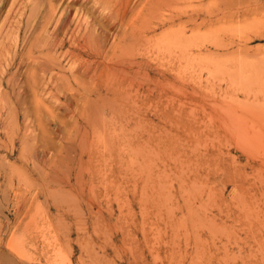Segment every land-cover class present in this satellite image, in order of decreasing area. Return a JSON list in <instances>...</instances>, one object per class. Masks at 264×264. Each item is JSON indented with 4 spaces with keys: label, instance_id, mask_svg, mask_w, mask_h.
<instances>
[{
    "label": "rangeland",
    "instance_id": "rangeland-1",
    "mask_svg": "<svg viewBox=\"0 0 264 264\" xmlns=\"http://www.w3.org/2000/svg\"><path fill=\"white\" fill-rule=\"evenodd\" d=\"M142 2L129 0L125 19ZM200 4L225 7L229 19L147 31L155 39L133 50L117 102L98 100L75 72L68 102L59 82L53 97L32 99L29 50L44 52L49 41L48 7L56 17L76 12L109 42L123 30L89 0L0 1L1 69L17 51L15 65L24 66L15 90L30 110L19 125L11 103L5 108L14 87H1L0 264H264V0ZM194 32L216 33L203 42ZM160 37L166 45L155 44ZM225 40V50L197 49ZM197 56L210 61L195 65ZM98 134L103 143L90 147Z\"/></svg>",
    "mask_w": 264,
    "mask_h": 264
},
{
    "label": "bare ground",
    "instance_id": "bare-ground-1",
    "mask_svg": "<svg viewBox=\"0 0 264 264\" xmlns=\"http://www.w3.org/2000/svg\"><path fill=\"white\" fill-rule=\"evenodd\" d=\"M0 1H2V0H0ZM47 1H49V0H47ZM89 1H91V5L93 4V8L95 6V7L100 8L101 11H103L102 14L104 15L103 18L105 20H107L108 22H111L115 28L123 30L122 34L119 36H114L112 42H109V40L101 33V31L103 29L97 31L96 28H92L91 26H89L87 24L84 25L83 22L86 19L83 20V22L75 20L74 17L71 15L72 14L75 15L76 12L71 13V15H70V12L68 13L67 11H66V13H63L65 11L64 10L58 17H56V15H55L56 9L52 5H50V7H48L50 11L49 12L46 11V15H45L43 20L45 22H48L49 24L53 23L54 25H53V30L51 32L52 34H51L50 38H46V40H45V41H47L49 39L48 43L44 41L45 44L46 43L47 44L46 45L43 44V46H42L43 48L45 46L44 52H42L38 49L34 51L33 49L29 48L32 50V51H30L27 48L29 50V52L31 53V55L34 53L33 56L29 55V53L27 54V55H29L28 58L30 61L26 58L30 63L32 61L35 64L34 68L32 66V73H31V75H32L31 81L33 82L32 85L34 86L32 92H31V94L33 93V98H32L33 101H36L37 95H38L37 93L39 91H41L42 93H47L53 97L55 95L56 89L58 87V86H56V82H59V84L61 83L60 90H62V92L60 91L61 92L60 95L63 96L65 101L66 100L68 101L69 98H71V94H69V91L72 93V90H73L72 83L78 82V81H76V78L72 74L73 72H75V73H77V75L85 77V78H87V80H89V84H91L92 90L94 91L92 93V95L95 96L98 100H101L102 98H105V97H109V98L113 97V98L117 99V100H114L117 102L119 100V98L121 97V93L123 91L122 88H124L122 85L123 82L120 81L121 78L119 79V75L121 73L126 75L127 70L128 69L130 70L131 68H133V66L137 63V62H133V50H138V48H141L140 47L142 45V44H140L141 42H144V46H145V43H147L149 45H151L153 43V39H155V37L152 35L153 34L152 31L156 32L157 29H161L164 26H165V28H167L166 25H169V24H177L178 27H181V28L183 27L182 29H184L185 25L190 24L191 27H195L196 30H198V29L200 30V28H202L206 25H214V24L218 25L219 22H226L229 19V13H228V10H226V8L224 7L225 5L224 6L222 5L224 8L221 9L219 6L216 8V4H210V5L208 4L207 8L205 10V8H201V4H200V2H202L203 0H143L140 12L137 14L136 17L133 18V15H132L129 19H125L126 15L128 13L127 2L129 0H89ZM86 2H87V0H86ZM207 3H209V2H207ZM227 4H226V6H227ZM41 5H42V3H41ZM48 6H49V4H48ZM202 9H204L205 11H203ZM82 16H84V15H82ZM201 16L203 17V19ZM78 18H81V16H78ZM184 18H188V20H186L184 22V20H183ZM48 23H47V25H48ZM105 24H106V22H105ZM42 26L44 27V25H42ZM41 27H40V29H41ZM45 29H46V27H45ZM220 29H222V28H220ZM177 30H179V28ZM147 31H151L150 33H152V34L148 35ZM172 31H174V29ZM172 31H171V34H172ZM40 32H41V30H40ZM175 32L176 31H174V33ZM180 32H181V30H180ZM215 33L209 32L208 34H205L206 36H204V37H202L203 33L201 34V36H200V34H199V36H196V34H198V33L196 32V34H195V32H194L193 35L195 34L194 35L195 41H196V38L198 39L200 37V40H201V37H202L203 40H201V41L204 42V38L208 37L210 39L214 36ZM154 34H156V33H154ZM175 34L181 35V37H183V35H182L183 33L178 34L176 32ZM165 36H166V32H164L163 37H165ZM35 37H37L36 34L34 36V39H35ZM175 37L176 36H173V38H175ZM181 37H179V38H181ZM192 37L193 36L191 35V38ZM189 38L190 37L188 36V39ZM208 38H207V40H208ZM182 39L185 40L184 38H182ZM43 40H44V38H43ZM165 40L166 39H164V38L161 39V37H160V40H157V41L155 40L156 41L155 44L157 45L158 42L162 41L163 44L166 45ZM173 41H174V39H173ZM226 41L227 40H225V44L224 43H218L219 40H218V42L216 41L217 43H214L215 41L209 42L210 45H206V46H203V42H201L202 45H200L197 49L202 50V48L203 49L213 48L216 50H225V48L229 47V44L227 45ZM31 42H32V40H31ZM35 42H36V39H35ZM35 42H34V44H35ZM41 42L43 43V41H41ZM176 42H173V44H175ZM221 42H223V41H221ZM193 43H194V39H193ZM195 43H194V45H195ZM31 44L32 43H30V47H31ZM173 44L170 43L167 48L170 49V46L173 47ZM188 45H189V43H188ZM191 45H189V46H191ZM176 46H180L179 41H178V45L176 44ZM183 47H184V49H186L187 44L183 45ZM183 47H182V49H183ZM43 48H41V49H43ZM153 48H154V46L152 47V49ZM165 48H166V46H165ZM174 48H177V47H174ZM169 49L167 50V52H166V49H164V51L166 53L169 52V54H170L171 51ZM160 50H163V47ZM177 50H178V48H177ZM0 52H1V50H0ZM16 52H15L13 57H11L10 59L8 58V60H7L8 62H2L3 65L5 66L2 69H1V63H0V70H1V73H0V94L2 93L1 87L4 84H5V87L6 86H11V87L13 86L14 87L12 92H10L11 93V95L9 96L10 100L7 99V101H9V102H8V104L5 105V108H7V109L9 108L8 110H10L9 103H11V105L13 106V109H12V106H11V109L14 112L13 117H15V120L19 124L21 117H23L24 120L28 119L27 117L29 115L30 110H29L28 105L26 106L27 99L24 96L23 91L17 92L15 90L18 87L17 79H18V76L20 75L19 72L21 71V69L24 66V63H21V62L18 63L17 65H15L16 58L18 57V53H16ZM157 54H158V52H157ZM27 55H25V56H27ZM207 56H209V55L207 54ZM201 57H205V56H201ZM201 57L197 56V58L199 60L197 61V64L195 63V65H198V62H199V64L201 62L202 64L206 63V65H207V62L210 61V59H207V62H205L204 60L201 59ZM62 58H64V59L68 58L67 60L71 61L70 66H73V68L72 69L70 68V69L72 71H70L69 67H68V70H65V68L62 65ZM188 58H189V56H188ZM206 58H208V57H206ZM211 58H212V56H211ZM191 59H192V56H191ZM191 59H190V62H193V60L191 61ZM1 61H2V55L0 53V62ZM202 61H204V62H202ZM190 62H188V65ZM211 62H214V61H211ZM190 64L192 65L193 63H190ZM211 65H212V63H211ZM185 66L186 65H184L183 67H185ZM12 68H15V70L10 75H8L6 77V75L8 74L9 71H11ZM191 69L192 68H190V70ZM177 73H176V75H177ZM27 74H28V72H27ZM27 77H28V75H27ZM29 78H31V77H29ZM29 78H28V80H29ZM4 79H5V81H4ZM78 79L79 78L77 77V80ZM28 80L26 78L25 82H27ZM131 80H133V79H131ZM82 81H83V79L79 80V82H81V84H82ZM18 82H20V80H18ZM87 82L88 81H85V83H87ZM28 85L29 84L27 83V86ZM81 87H83V86H81ZM84 88H85V86H84ZM84 92H87V91L85 90ZM57 94H59V93H57ZM5 98H6V96H5ZM4 104H5V102H4ZM35 104H38V103L36 102ZM66 106L68 108H70L69 104ZM95 107H96V105H95ZM37 108H38V106H37ZM42 109H44V108H42ZM36 111L38 112V110H36ZM36 111H35V113H36ZM47 111H48L47 115L49 114L48 117L50 116V118H52L53 113L51 114V110L48 109ZM11 112H10V114H11ZM33 113H34V111H33ZM94 113H95V111H94ZM34 118H36V116H34ZM78 121H80V120L78 119ZM81 122L78 125L79 129L85 128V124L83 123V121H81ZM25 125H26V123H25ZM92 126H93V122H92ZM26 131H27V125H26ZM22 133H24V131ZM28 133L24 137L21 138L20 142L22 141V145L25 144V140L28 138ZM100 137L101 136L99 135L97 141H94V140L92 142L90 141V147H91L92 143L96 145V148L98 146H100L103 143V139H101L102 137L101 138ZM85 141H87V139ZM26 143H27V141H26ZM105 143H107V141ZM105 143H104L103 148H106V146H107V144H105ZM81 144L83 145V142ZM74 148L75 147H71L72 150H75ZM84 148L85 147H83V149ZM109 160H111V159H109Z\"/></svg>",
    "mask_w": 264,
    "mask_h": 264
}]
</instances>
